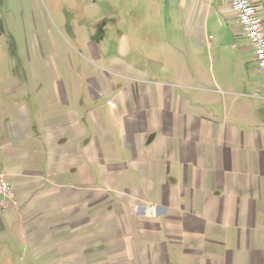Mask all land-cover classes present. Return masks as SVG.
<instances>
[{"label":"crops","instance_id":"0c3cea01","mask_svg":"<svg viewBox=\"0 0 264 264\" xmlns=\"http://www.w3.org/2000/svg\"><path fill=\"white\" fill-rule=\"evenodd\" d=\"M179 9L175 55L150 35L160 59L117 64L132 71L124 84L95 76L62 96L20 67L0 72V174L13 191L0 245L42 264H264V75L227 2ZM226 37L247 41L256 69L244 62V80L222 61Z\"/></svg>","mask_w":264,"mask_h":264},{"label":"rangeland","instance_id":"374dc122","mask_svg":"<svg viewBox=\"0 0 264 264\" xmlns=\"http://www.w3.org/2000/svg\"><path fill=\"white\" fill-rule=\"evenodd\" d=\"M259 2L256 4L264 22V0ZM180 12L179 0H0V72L5 75L20 67L27 80L36 76L39 85L43 83L48 91L55 88V95L59 89L62 96L72 89H82L83 80L95 76L124 84L132 71L118 70L117 64L131 67L137 63L145 71L148 64L155 65L160 59L158 50H148L150 35L163 34L172 42L169 51L175 55L174 45L180 40L177 34L181 30L175 28L179 20L174 22V17ZM216 24L210 22V32L217 29ZM124 36L130 40L127 53L120 49ZM135 39L140 43L139 53L133 52ZM234 41L222 38L221 46L227 49L220 56L224 63L231 64L230 72L244 80L249 77L244 62L249 60L254 69L257 65L247 50V41L238 39L233 49L230 44ZM187 49L192 52L185 46L182 56ZM216 56V50L210 53L204 46L199 60L205 66L214 64L216 71ZM159 73L167 78L164 71ZM0 264L42 263L23 258L19 247L0 245Z\"/></svg>","mask_w":264,"mask_h":264},{"label":"built area","instance_id":"2783aa9c","mask_svg":"<svg viewBox=\"0 0 264 264\" xmlns=\"http://www.w3.org/2000/svg\"><path fill=\"white\" fill-rule=\"evenodd\" d=\"M223 1L228 3L235 14L238 24L250 43L257 67L264 75V30L258 5L251 0ZM8 202H13V191L5 175L0 174V207L2 210L7 208Z\"/></svg>","mask_w":264,"mask_h":264}]
</instances>
